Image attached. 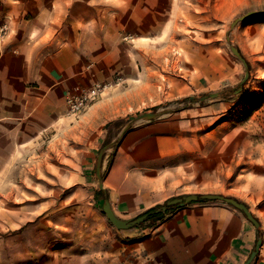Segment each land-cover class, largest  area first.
I'll use <instances>...</instances> for the list:
<instances>
[{"label": "crops", "instance_id": "obj_1", "mask_svg": "<svg viewBox=\"0 0 264 264\" xmlns=\"http://www.w3.org/2000/svg\"><path fill=\"white\" fill-rule=\"evenodd\" d=\"M23 3L6 7L10 20L0 39V149L12 151L17 143L22 155L38 148V156L56 158V165L45 167L46 172L63 175L57 187L67 190L64 202L75 207L88 204L102 220H108L103 210L106 199L117 217L134 219L169 199L199 192L193 157L206 137L197 132L198 119L192 118L195 113L181 109L175 116L170 113L143 119L120 139L118 136L117 145L104 157V191L99 188L97 158L107 125L127 114L116 105L114 90L112 96L107 92L80 117L67 114L68 92L103 83L116 71L151 89L156 43L146 34L157 27L158 0ZM246 3L225 0L228 9L223 11L264 9L246 7ZM220 7L219 0H186L182 9L186 13H219ZM27 15L33 17L25 18ZM193 26L199 30L201 25L196 22ZM210 28L217 31L212 37L215 49L208 60L213 84H234L239 67L214 42L220 39L218 27L213 24ZM125 29L131 30V40L130 36L122 38ZM231 37L248 61L258 63L264 77V14L240 21ZM125 38L128 41L124 44ZM144 47H148L147 56L142 54ZM198 70L202 75L200 67ZM146 90L135 92L136 105L149 100L152 94ZM136 105L133 108L139 110ZM219 106L215 103L213 110ZM47 139V148L42 150L40 143ZM217 141L218 174L220 139ZM229 194L249 207L259 228L231 204L191 202L171 210L152 226L112 227L125 251L123 256L128 258L126 264H244L259 238L262 245L250 264H264V168L241 173Z\"/></svg>", "mask_w": 264, "mask_h": 264}, {"label": "rangeland", "instance_id": "obj_2", "mask_svg": "<svg viewBox=\"0 0 264 264\" xmlns=\"http://www.w3.org/2000/svg\"><path fill=\"white\" fill-rule=\"evenodd\" d=\"M24 1L27 0H0V25L10 20L5 14L6 7L23 5ZM30 1L36 4V0ZM219 3V13H186L182 9L186 0L172 3L158 0L157 27L146 34L156 43V71L150 78L151 89L128 80L121 71L114 72L103 82H111L109 92L114 90L116 105L127 114L107 127L104 141H116L128 122L146 112L172 109L171 116H175L181 109L189 110L190 115L195 113L192 118L198 119L197 132L206 137L193 157L200 190L190 194L217 193L234 197L229 189L241 173L264 168V77L258 63L248 61L231 37L237 26L231 28L232 22L245 13L224 12L228 9L224 7L225 0ZM245 6L264 8V0H247ZM30 17L33 15L25 18ZM196 22L201 25L199 30L193 26ZM213 24L220 34V39L214 42L217 41L239 67L234 84L225 81L213 84L208 62L215 49L212 37L217 31L210 28ZM122 32L126 34L122 35L124 38L130 36L131 30ZM129 38L131 40L132 36ZM127 41L123 39L124 44ZM129 44L127 48L131 50ZM231 44L239 49L250 71L239 92L236 91L245 77L246 67L231 50ZM141 51L147 56L148 47ZM145 90L152 95L136 105L135 92ZM224 90L227 93L216 98L190 100L191 96L201 98ZM215 103L220 106L213 110ZM135 105L141 108H133ZM218 138L220 172L217 174ZM49 141L40 143V148H47ZM17 145L12 151L0 149V264H126L125 251L114 237L112 227L115 226L107 219H100L88 204L75 207L64 202L67 190L57 187V180L63 175L46 172L45 167L56 165V158L38 156L41 152L38 148L29 149L26 157Z\"/></svg>", "mask_w": 264, "mask_h": 264}, {"label": "water", "instance_id": "obj_3", "mask_svg": "<svg viewBox=\"0 0 264 264\" xmlns=\"http://www.w3.org/2000/svg\"><path fill=\"white\" fill-rule=\"evenodd\" d=\"M264 14V9L262 10H253V11H248L246 12L244 15H241L240 17L236 18L232 24H231V28H234L240 21H243L249 17L255 16V15H261ZM229 33L228 32V38H229ZM231 50L233 51V53L238 56L244 63L245 67H246V73H245V77L243 79V81L240 83V88L236 91L239 92L242 90V86L245 83V81L249 78L250 76V71H249V66L247 61L244 59V57L242 56L241 52L239 51V49L234 46V45H230ZM227 93L226 90L224 91H220V92H214V93H210L209 95L203 96L201 98H197L195 96H191L190 100L192 102H196V101H205L209 98H216L219 97L221 95H225ZM172 113V109H165L162 110L160 112H147L144 114H141L139 116H137L136 118L132 119L130 122H128L126 124V126L122 129L120 135H119V139L137 122L140 120H150L153 118H157V117H161V116H165ZM118 141H111L107 144H105L99 152L98 158H97V164H96V173H97V178L99 181V188L101 190H105L104 188V184H103V177H102V168H103V163H104V157L106 155V153L113 147H115L117 145ZM207 200H219V201H223L225 203L231 204L233 206H235L236 208H238L239 210H241L246 216L247 218L256 226V228L260 227V223L257 220V218L252 214V212L250 211L249 207L242 201H239L238 199L234 198V197H229V196H225L222 194H217V193H206V194H187V195H183L180 197H175L172 199H169L165 204L161 205L159 208H157L156 210H154V214H164L166 213L171 207H177V208H181L184 207L185 205L191 203V202H196V201H207ZM103 210L104 213L106 214L108 220L118 229L121 230H125V229H130L133 227H136L137 225H140L141 223L145 222L148 214H143L139 217H136L134 219H120L119 217H117L115 215V213L113 212L110 202L108 201V199L105 200V203L103 205ZM262 245V239L259 238L255 247V250L251 253L249 259L244 263V264H250L252 262V260L254 259V257L256 256L259 248Z\"/></svg>", "mask_w": 264, "mask_h": 264}, {"label": "built area", "instance_id": "obj_4", "mask_svg": "<svg viewBox=\"0 0 264 264\" xmlns=\"http://www.w3.org/2000/svg\"><path fill=\"white\" fill-rule=\"evenodd\" d=\"M7 24L0 25V38L6 33ZM110 83H98L91 87H77L66 95L67 114L75 118L84 114L89 107L111 89Z\"/></svg>", "mask_w": 264, "mask_h": 264}, {"label": "trees", "instance_id": "obj_5", "mask_svg": "<svg viewBox=\"0 0 264 264\" xmlns=\"http://www.w3.org/2000/svg\"><path fill=\"white\" fill-rule=\"evenodd\" d=\"M112 123V122H111ZM109 123L107 125V127L111 124ZM108 143V141H104V144ZM100 194L102 195L103 193L100 192ZM160 206H157V207H154L148 211H146L144 214H148V217L146 219L145 222L141 223L140 225H137L136 227H141V226H144V225H149V226H152V225H155L157 223H159L160 221L163 220V218L165 217V215L167 213H169L171 210L175 209L176 207H171L166 213L164 214H154V210H156L157 208H159Z\"/></svg>", "mask_w": 264, "mask_h": 264}]
</instances>
